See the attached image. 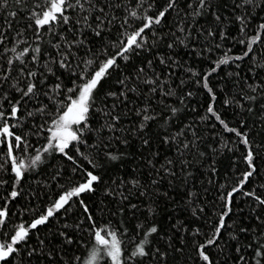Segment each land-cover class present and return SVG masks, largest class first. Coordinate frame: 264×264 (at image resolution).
Instances as JSON below:
<instances>
[{"label": "snow or ice", "instance_id": "snow-or-ice-1", "mask_svg": "<svg viewBox=\"0 0 264 264\" xmlns=\"http://www.w3.org/2000/svg\"><path fill=\"white\" fill-rule=\"evenodd\" d=\"M0 264H264V0H0Z\"/></svg>", "mask_w": 264, "mask_h": 264}]
</instances>
